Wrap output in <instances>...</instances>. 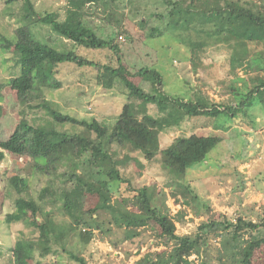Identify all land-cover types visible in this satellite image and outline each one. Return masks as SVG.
Here are the masks:
<instances>
[{
    "label": "trees",
    "instance_id": "1",
    "mask_svg": "<svg viewBox=\"0 0 264 264\" xmlns=\"http://www.w3.org/2000/svg\"><path fill=\"white\" fill-rule=\"evenodd\" d=\"M14 1L22 2L24 18L50 26L59 37L71 42V49L56 48L51 44L54 39L38 40L27 24L17 27L15 40L5 37L4 43H0L6 50L14 48L16 62L21 66L19 75L0 83V115L5 114L2 99L10 87L17 103L46 110L62 128L35 125L26 115H20L8 135L0 133V165L10 154L17 160H28L38 181L46 178V184L33 195L29 177L12 178L23 194L15 198L14 209L5 220L30 221L38 230L37 239L15 243L13 264H43L51 255L55 261L62 253L78 264H91L85 252L95 239L120 250L122 243L135 242L148 231L160 248L140 253L135 264H255L257 255L264 250V212L257 218L241 211L229 217L205 204L204 220L195 231L181 234L177 223L185 224L189 212L182 204L190 198L197 200V195L187 185H180L181 189L172 192L174 202L181 206L176 213L166 200L163 208L155 206L150 186L136 184L124 175V161L118 153L119 148L129 147L152 161L161 152L160 129L165 126H179L186 117L205 115L216 120L221 116L246 115L255 105L264 111V74L251 76L252 71L264 72V51L256 50L257 45L264 50V0H155L163 5L160 12H143L139 0H66L62 10L44 13L37 11L32 0H4L7 6ZM144 6L147 8L148 3ZM130 14L135 15L142 32L134 33L129 24L133 22ZM93 16L113 24L116 34L109 38L100 36L88 23ZM165 33L179 38L194 57L198 49L228 44L232 71L237 75V70L244 68L253 84L246 91H238V100L232 103L216 101L202 91L195 99L168 96L163 92V76L154 68L156 62L135 64L139 53L126 54L137 52L144 38ZM122 35L126 41L120 40ZM82 47L99 53L79 54L77 49ZM63 62L94 68L105 80L106 88H119L128 98L157 105L160 114H137L132 104L126 102L117 121L108 127L96 118H78L57 110L42 89L62 85L53 67ZM134 78L151 81L155 90ZM68 124L81 130H69L65 128ZM222 140L220 134H181L165 150L164 162H178L180 173L184 174L191 166L204 162ZM169 167L178 171L172 163ZM122 185L131 195L116 196ZM87 191L96 195L95 204L86 205ZM142 245L139 241L137 253ZM133 254L126 251L127 258Z\"/></svg>",
    "mask_w": 264,
    "mask_h": 264
},
{
    "label": "rangeland",
    "instance_id": "2",
    "mask_svg": "<svg viewBox=\"0 0 264 264\" xmlns=\"http://www.w3.org/2000/svg\"><path fill=\"white\" fill-rule=\"evenodd\" d=\"M32 1L39 13L62 10L66 4V0ZM145 2L148 3L147 8L144 6ZM139 3L143 12L149 10L160 12L163 8V5L155 0H139ZM130 18L133 22L129 24L134 33L142 32L135 15L130 14ZM88 23L104 38L116 34L115 26L101 17H90ZM151 23L158 24L157 21H151ZM26 24L31 26L38 40L52 42L54 39L51 44L56 48L71 49V42L59 37L60 35L53 32L50 26L35 23L29 17L24 18L21 1L11 2L7 6L4 0H0V43H4L5 37L15 40L14 31L17 27ZM119 38L121 41L127 40L123 35ZM141 43L137 52L129 51L126 54L129 53L132 56V54L139 53L133 61L135 64L144 65L156 62L154 68L163 76V92L170 97L195 99L194 96L202 95V91L216 101L237 102V92L246 91L253 84L251 76L255 74L263 76L264 74L263 71H252L250 76L244 68H239L238 74H234L230 65L231 48L225 43L198 49L194 53L195 57L190 48L183 45L179 38L171 33L153 38L146 37ZM128 47L130 46L127 45ZM256 50L257 52L264 51L262 45H257ZM77 51L85 56H96L99 53L85 47ZM16 57L14 48L6 50L3 45H0V83H7L10 77L20 74L21 66L17 64ZM103 60L106 61V58ZM199 63L203 67H198ZM53 69L62 85L59 88L43 87L42 91L54 108L63 113L89 120L96 118L108 127L113 126L117 121L126 102L132 104L137 114L148 113L152 116L160 114L157 105H145L137 99L128 98L126 93L120 92L119 88H114V90L106 88L105 80L99 77L94 68L80 67L73 62H63ZM134 80L144 87H149L151 91L155 90L151 81L145 82L141 78H134ZM12 91L13 89L8 87V95L2 99L5 104V114L0 115L1 135L5 136L11 132L20 115H26L35 125L61 128L60 125L54 123L46 110L28 108L23 103H17ZM260 107V105L253 106L246 115L240 113L235 116H221L216 120L205 115L186 117L179 126H165L160 129L161 152L155 159L152 161L145 159L139 150H130L129 147L119 148L118 157L124 161L121 169L124 175L132 178L134 183L150 186L155 206L163 208L166 200L173 213H176L181 206L174 202L172 192L175 188L181 189L182 185L190 187L188 189L192 191V194L197 195V200L190 198L189 202L182 204L187 206L189 212L186 215V223L177 224L181 234L196 230L198 224L206 216L205 204L211 206L214 212L221 211L229 217H234L237 211H241L249 217L257 218L264 212V121L256 122V116L262 115ZM65 128L73 131L81 130L80 127L71 124L66 125ZM194 132L220 134L223 140L209 152L204 162L191 166L183 174L180 173L178 162L167 161L169 166L172 163L179 172L164 162V153L175 138L181 134L188 135ZM257 135H259L258 139ZM248 136L253 138L251 142ZM257 143H262V146H256ZM32 172L28 160L23 158L17 160L10 154H7L6 159L0 165V264L14 263L12 248L18 240H35L38 237V230L29 223L30 221L7 223L5 220L7 213L14 209L15 198L23 194L16 181L12 179L13 177L18 175L29 177L33 188L32 195L46 184V178L38 181ZM125 187L122 185L121 189L116 192V196L120 193L131 195ZM162 190L165 193H162ZM260 193H263L262 198ZM256 195H259V198H256ZM84 199L88 206L95 204L98 200L95 194L88 191ZM180 199L183 200L184 197L180 195ZM120 234L121 232L118 235ZM139 241H142L143 245L141 252L137 253ZM159 248L155 236L148 231L138 237L135 242L122 243L120 250H116L107 241L95 239L89 245L85 255L91 264H135L140 253ZM126 251L134 254L127 258ZM38 253L37 250L36 255ZM55 261L51 255L44 260L43 264H78L64 253ZM254 263L264 264L263 249Z\"/></svg>",
    "mask_w": 264,
    "mask_h": 264
},
{
    "label": "crops",
    "instance_id": "3",
    "mask_svg": "<svg viewBox=\"0 0 264 264\" xmlns=\"http://www.w3.org/2000/svg\"><path fill=\"white\" fill-rule=\"evenodd\" d=\"M261 109V107H260ZM262 110V109H261ZM264 121V111L262 110V115H259V116H256V122L257 123H260V122H263ZM252 122L254 123V120H252ZM253 129H251L252 131ZM264 131V130H263ZM263 131H260V132H263ZM247 133V132H246ZM256 138L258 139L259 138V135L256 136ZM248 140H250V142L253 140V138H251L250 136H248ZM262 143H257L256 146L258 147H261ZM251 153V152H250ZM259 195H261L260 197L262 198L263 197V193H260ZM259 195H256L255 197L256 198H259ZM245 204V203H244ZM178 224V223H177Z\"/></svg>",
    "mask_w": 264,
    "mask_h": 264
},
{
    "label": "built area",
    "instance_id": "4",
    "mask_svg": "<svg viewBox=\"0 0 264 264\" xmlns=\"http://www.w3.org/2000/svg\"><path fill=\"white\" fill-rule=\"evenodd\" d=\"M121 38H122V36H121Z\"/></svg>",
    "mask_w": 264,
    "mask_h": 264
}]
</instances>
